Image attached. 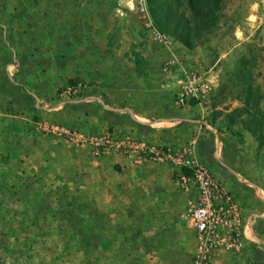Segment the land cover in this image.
I'll list each match as a JSON object with an SVG mask.
<instances>
[{
  "label": "crops",
  "instance_id": "crops-1",
  "mask_svg": "<svg viewBox=\"0 0 264 264\" xmlns=\"http://www.w3.org/2000/svg\"><path fill=\"white\" fill-rule=\"evenodd\" d=\"M53 2L52 9L64 0ZM74 3L77 10L99 1ZM85 17L3 21L13 23L14 47L0 38V103L10 105L0 109V231L20 233L19 245L31 253L22 264H191L196 248L184 219L196 192L177 183L174 168L96 159L89 149L32 133L36 117L85 133L114 128L159 145L193 143L197 160L210 163L238 200L246 250L264 264V163L251 158L250 132L230 118L243 101H216L218 63L205 71L209 101L179 107L175 96L186 72L200 66L198 51L157 41L141 19ZM75 80L88 85L84 99L48 109ZM212 264L247 263L218 251Z\"/></svg>",
  "mask_w": 264,
  "mask_h": 264
},
{
  "label": "rangeland",
  "instance_id": "rangeland-1",
  "mask_svg": "<svg viewBox=\"0 0 264 264\" xmlns=\"http://www.w3.org/2000/svg\"><path fill=\"white\" fill-rule=\"evenodd\" d=\"M97 1L100 4L76 10L74 7L78 6L74 0L58 2L54 9L51 5L53 0H0V38L6 49L14 47L10 45L13 23L3 24V21L9 22L8 19H71L75 13L82 11L86 13V19H141L146 30L144 19H150L157 30L176 43L184 45L179 39L191 41L192 49L198 51L202 58L199 68L208 78L205 71L218 63L215 70L221 86L216 101L225 107L233 106L237 100L243 101L244 106L237 107L230 118L242 123L250 132L247 138L252 150L251 158L257 156L256 159L264 163V0ZM142 1L146 3L148 18L141 10ZM2 34L7 37L6 40H3L5 37ZM18 52L13 53V60ZM9 107L0 103V109ZM253 147H262V151L255 155ZM206 164L215 174L212 165ZM236 203L245 219L237 199ZM19 234L0 231V264H22L29 259L31 253H27V257L26 251L22 250ZM245 253L256 260L247 250ZM26 264L30 263L27 261Z\"/></svg>",
  "mask_w": 264,
  "mask_h": 264
},
{
  "label": "built area",
  "instance_id": "built-area-1",
  "mask_svg": "<svg viewBox=\"0 0 264 264\" xmlns=\"http://www.w3.org/2000/svg\"><path fill=\"white\" fill-rule=\"evenodd\" d=\"M141 10L148 18L146 3ZM147 31L159 42L173 39L157 30L150 19H144ZM88 85L84 80L72 81L60 88L48 109H61L84 99ZM213 85L200 68L188 70L175 96V103L185 107L195 101L207 103ZM32 133L61 139L89 149L96 159L115 155L133 159L138 164L169 165L175 170L177 183L184 189L194 188L196 197L188 204L184 219L191 222L196 232V248L191 264H212L218 251L239 255L247 264H262L245 253V222L233 195L220 184L211 167L197 160L194 144L159 145L136 139L114 128L85 133L65 123L36 117L31 121Z\"/></svg>",
  "mask_w": 264,
  "mask_h": 264
},
{
  "label": "trees",
  "instance_id": "trees-1",
  "mask_svg": "<svg viewBox=\"0 0 264 264\" xmlns=\"http://www.w3.org/2000/svg\"><path fill=\"white\" fill-rule=\"evenodd\" d=\"M179 41L182 42V43H184V45H185L186 47L192 48V44H191V41H190L189 39H185V40H180V39H179ZM189 42H190V43H189Z\"/></svg>",
  "mask_w": 264,
  "mask_h": 264
}]
</instances>
